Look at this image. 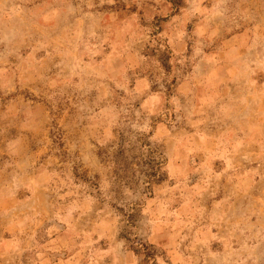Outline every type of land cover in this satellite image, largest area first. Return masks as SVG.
Instances as JSON below:
<instances>
[{
	"label": "rangeland",
	"instance_id": "rangeland-1",
	"mask_svg": "<svg viewBox=\"0 0 264 264\" xmlns=\"http://www.w3.org/2000/svg\"><path fill=\"white\" fill-rule=\"evenodd\" d=\"M133 202L161 264H264V0H0V264H138Z\"/></svg>",
	"mask_w": 264,
	"mask_h": 264
},
{
	"label": "trees",
	"instance_id": "trees-1",
	"mask_svg": "<svg viewBox=\"0 0 264 264\" xmlns=\"http://www.w3.org/2000/svg\"><path fill=\"white\" fill-rule=\"evenodd\" d=\"M138 148L141 158L140 163L144 168L135 170L139 175L135 177L133 184L138 187L141 193H146L150 191L152 183H156L161 179V172L159 170L161 158L148 146L147 142L141 141ZM134 173L133 171L131 174L133 175ZM115 209L120 216L119 237L125 240L129 250L139 258L138 264H161L157 262L156 257H162L163 250L157 248L152 243L141 240L131 232L137 211H139V203L133 202L124 206H115ZM163 262V264H168L166 258Z\"/></svg>",
	"mask_w": 264,
	"mask_h": 264
}]
</instances>
